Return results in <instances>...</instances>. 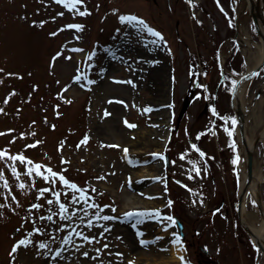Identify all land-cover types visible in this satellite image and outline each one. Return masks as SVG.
I'll return each instance as SVG.
<instances>
[{
    "label": "rangeland",
    "instance_id": "374dc122",
    "mask_svg": "<svg viewBox=\"0 0 264 264\" xmlns=\"http://www.w3.org/2000/svg\"><path fill=\"white\" fill-rule=\"evenodd\" d=\"M78 7H87L90 13L74 14L75 9L55 0H0V68L4 69L0 107L5 109L0 113V149L22 152L50 166L87 193L80 200L79 193L65 188L58 178L50 184L35 173L29 176L26 164L0 158L8 182L5 188L0 180V264H13L11 244L34 227L42 231L33 232V244L14 254L15 264H182L170 259L169 243L162 235L165 225L173 240L182 242L181 255L190 264H257L258 257L264 264V252L256 251L239 219V182L242 169L247 173V149L239 138L230 90L231 80L251 70L262 55L263 38L247 0H219V4L195 0L192 5L187 0H85ZM121 13L142 17L167 44L121 23ZM74 23L84 27L57 31ZM75 48L83 51H72ZM56 51L72 58L52 63ZM8 72L22 78L5 75ZM78 74L84 79L74 80ZM155 76L163 80L160 96L154 95ZM263 80L260 76L245 82L239 99L246 137L253 142V174H263L258 199L249 190L243 198L242 217L250 226L260 225L264 218ZM13 89L15 95L4 104ZM221 117L229 118L231 137L221 127L225 124ZM231 117L236 119L234 125ZM125 119L135 127L126 125ZM86 135L88 140L82 142ZM37 140L40 143L25 147ZM192 144L206 156L201 157ZM237 154L240 159L234 165ZM13 164L19 178L11 171ZM21 181L24 188L19 187ZM41 189L60 193V201L68 206L66 216L59 215L52 191L40 195ZM144 193L148 206L134 207L133 196ZM34 203L42 207L30 208ZM148 209H160L161 215L140 214ZM132 210L140 211L125 215ZM98 211L110 219H95ZM165 215L184 224V237L177 221L173 224ZM41 240L48 244L47 254L38 246Z\"/></svg>",
    "mask_w": 264,
    "mask_h": 264
},
{
    "label": "snow or ice",
    "instance_id": "6c2138e0",
    "mask_svg": "<svg viewBox=\"0 0 264 264\" xmlns=\"http://www.w3.org/2000/svg\"><path fill=\"white\" fill-rule=\"evenodd\" d=\"M55 2L57 4L63 5L67 9H70V10L75 9L74 14L88 15L90 13V10L87 7H83L82 9L78 7V5H83L85 3V0H55ZM187 2H188L189 5H192V4L195 3V0H187ZM217 3L219 4V0H217ZM221 10L223 11L222 6H221ZM37 11H39V9H37ZM112 11L116 12L117 10L113 9ZM58 15L63 16L64 12H60V13H58ZM193 15H195V14L193 13ZM52 19H55V17H52ZM118 19H119V21L121 23L129 24L130 26L135 28L138 32H146L148 34H151L152 36H154L156 38H159V41H163L164 44H167V41L163 39V34L160 31H158L156 28L151 27L147 23V21H145L142 17H140V16H138V15H136L134 13H121V14L118 15ZM32 23L33 24L39 23L40 25H43L45 23V21L41 20V21L37 22V21L33 20ZM83 27L84 26L82 24H78V23L65 24V25L62 26L61 29H57V31H61L63 28L78 29L79 30V29H82ZM56 34H57V32L49 33V35H51V36H55ZM79 38L80 37H78V36L76 37V39H79ZM159 41H154V42L158 43ZM72 51L82 52L83 49L75 48ZM169 51H170V49H169ZM94 55H95L94 51L90 52V53H88V58L91 59ZM61 57L66 58V59H71L72 58L71 55L64 56L63 51H56L54 56L51 58L52 63H55L57 58H61ZM152 62L156 63V61H152ZM0 72H4V69L0 68ZM77 72H79V69H77ZM5 75H8V76L16 75L19 78H22V76H20V74H18V73L8 72V73H5ZM252 75L259 76L260 72L259 71L253 72ZM73 79L76 80V81H79L81 79H84V77L82 75L78 74V75H75L73 77ZM113 79H115V78H113ZM242 79H246V77H242ZM2 82L3 81L0 80V83H2ZM127 82L128 83H133L131 80H129ZM57 83H59V81H57ZM238 83H239L238 80L232 79L231 80V88H230V90L234 92L236 90V87H237ZM37 87H38V85H33L34 89L37 88ZM67 87L68 86L66 85L65 88H67ZM201 87H206V86L205 85H201ZM15 91L16 90L13 89L12 92L8 94V96L3 101L4 104H7L9 102V100L11 99V97L13 95H15ZM57 95L59 96L60 93H57ZM29 96H31V94H29ZM120 103H124V101H120ZM59 107H60L59 105H56V108H59ZM145 110H150V109H145ZM4 111H5V109L0 107V113H3ZM212 111L217 116H219V113L216 111L214 106L212 108ZM109 114L110 113L105 111V115H109ZM56 115L59 116L60 113L57 112ZM46 119L47 118H45V120ZM221 119L225 121V124L221 125V127H223L225 132H227V134L231 137L232 134H233V129L227 126V121H228L229 118L228 117H221ZM33 123H35V121H33ZM124 123L126 125H128L129 127H135L134 124H131L126 119H125ZM231 123L233 125L236 123L235 117H231ZM52 127L55 128L56 125L53 124ZM7 131H12V129H8ZM2 134L3 133H0V135H2ZM20 135L24 136L25 133H20ZM88 138L89 137L86 135L83 138L82 142H86L88 140ZM15 139H16V137H13V140H15ZM38 143H40V141L37 140V141L34 142L33 145H25V147L35 146V144H38ZM232 144H233V147H235V141L234 140L232 141ZM113 146L114 147H120L119 145H113ZM77 147H79V145H77ZM59 148L62 149L63 148V144L59 145ZM191 148L194 149L196 152H198L201 157L206 156V153L202 149H200L198 147V145L192 144ZM124 151H125V153L128 151L126 147L124 148ZM153 155L154 156H161L162 153H154ZM184 155H185L184 153H181V157L182 158L184 157ZM4 157H9L10 160L13 161V162L19 161L22 164H26L27 165V174L29 176H32L33 173H35V175H37L39 177H42L45 181H48L50 184L53 183L58 178L59 181L65 186V188H71L74 193L78 192L79 193V199L80 200H85L86 195H87L85 189L79 187L75 182H73L70 179L66 178V176L63 175L61 172L54 171L50 166L43 165L42 163H39V162H34L29 157L25 156L22 152L21 153H16V154H11L10 152H8L5 149H0V158H4ZM239 159H240V157L237 154L233 158L232 163L234 165L237 164ZM62 162H63V158H62ZM192 163L194 165H196V161H192ZM11 171H12L13 175H15L17 178L20 177V172L17 170V167L14 164L11 166ZM194 171L199 173L201 171V169H200V167L198 165H196V167L194 168ZM156 179H160V178L156 177ZM0 180L4 181V187L8 188V182L5 179V176L3 174V170H0ZM19 187L20 188H24L25 187V184L23 183V181L20 182ZM184 187L187 188L188 185H184ZM46 191H52V195L55 197V202L59 205V209H60L59 215L62 216V217L66 216L67 215L68 206L65 203H62L60 201V193L56 192L54 190H51V189H41L40 190V195H43L44 192H46ZM165 191H167V188H165ZM71 198H72L73 201L77 200V196L76 195H72ZM13 199H15V197H13ZM52 202H53L52 200H48L49 204H51ZM200 202L203 203L202 200ZM256 203H257L256 200L252 201L253 205H255ZM168 204L171 205L172 201L169 200ZM41 207H42V205H40L38 203H34V204L30 205V208H32V209H37V208H41ZM91 207L99 209L100 205L92 204ZM49 211H51V209H49ZM138 211H140V210H132V211H129L128 213H126L125 215L131 216V215L134 214V212H138ZM149 212L156 213L158 216L161 215L160 209L143 210L142 212H140V214L146 215ZM94 218L97 219V220H100V219L108 220V219H110L108 216H101L99 211L94 214ZM41 219H43V217H41ZM47 219L51 220L52 217L48 216ZM165 219L168 220V221H171V223H173V224L176 222L174 217H172V216L165 215ZM86 222L89 225L92 224V220H88ZM165 227H167V225H165ZM17 231H19V229H17ZM41 231H42L41 228L34 227V228H32V230L30 232H28L27 235L16 239L11 244L9 256H10L13 264H15V259H16V256L14 254H16L18 252V250L21 249V247L27 248L29 245H32L33 244V240L30 238L32 236V233L33 232L40 233ZM77 234L78 235H83V233H77ZM13 235H15V233H13ZM101 235H103V233H101ZM84 239L85 240H89V239L95 240V237L85 236ZM65 242H68V241H65ZM175 242L176 243H182L181 241H179V239H177ZM141 243H145V241L141 240ZM38 246H39L40 249L46 250L45 254H47L48 244L46 242L41 240V241L38 242ZM253 246H254V248L256 249V251L258 253L261 252L260 245H258V244H256L254 242ZM104 247L106 248V247H108V245L105 244ZM96 251L99 253L100 250L97 249ZM37 255L39 256V255H41V253L38 251ZM56 255L59 256V251L56 252ZM83 255L84 256H88L89 254H88V252L85 251V252H83ZM117 255H122V254L118 253ZM179 258L182 261V264H190V261H188L183 255H181ZM129 264H133V262L130 261ZM257 264H260L259 257L257 258Z\"/></svg>",
    "mask_w": 264,
    "mask_h": 264
},
{
    "label": "bare ground",
    "instance_id": "6f19581e",
    "mask_svg": "<svg viewBox=\"0 0 264 264\" xmlns=\"http://www.w3.org/2000/svg\"><path fill=\"white\" fill-rule=\"evenodd\" d=\"M247 3H248L249 6L252 5V4L253 5L255 4L257 14H258V16L260 18V23L263 24V20H264V0H260L259 3H258V0H257V2H256V0H247ZM261 53H262V55H261L260 59L262 58L263 53H264L263 46L261 47ZM158 70H159V73L162 74V72L164 71V66L161 65V64L158 65ZM241 86L243 87L244 84H242ZM153 87H154V95L155 96H160L161 92L163 90V80L160 77L155 76L154 86ZM242 87H240L238 89V91L236 92V94L234 95V104H235V106H238L239 103H240V100H239L240 99V90L242 89ZM239 138L241 139V141H243V138H242L241 134H239ZM245 138L248 140V144L251 145L252 141H250L249 138L246 137V136H245ZM164 139H166V137H164ZM262 177H263L262 173H254L252 181L247 186V190L251 191L253 193L254 198H256V199H258V195H259V187L258 186H259L260 182L262 181ZM245 180H246V172H245L244 169H242V174L240 176V182H239L240 189L245 185ZM144 195H146V194L144 193V194H141V195L139 194V195L133 196V198L135 200H137L138 202H142V204H144V205H142V204L138 205L137 201H135L134 204H133L134 207H139V208L143 209V208L148 206L149 201L145 200ZM159 205H161V202H158V206ZM243 212H244V205H243V208H242V211H241V216L244 215ZM250 228H251V230L254 233V236H253L254 240L264 244V218L261 221L260 225H253L252 224L250 226ZM162 235L165 237V240L169 243L168 245H169V250H170V259L173 260V261L179 262L180 261L179 257L181 256L180 243H176L175 242L176 240H173L171 230H169L167 227L163 228Z\"/></svg>",
    "mask_w": 264,
    "mask_h": 264
},
{
    "label": "water",
    "instance_id": "95a60500",
    "mask_svg": "<svg viewBox=\"0 0 264 264\" xmlns=\"http://www.w3.org/2000/svg\"><path fill=\"white\" fill-rule=\"evenodd\" d=\"M258 2H260V0H258ZM251 12H252V15H253V18L255 20V23H256V26L257 28L259 29L260 31V25H259V22H258V14H256V10H255V6L252 4V7H251ZM263 24H264V20H263ZM261 35L264 39V33L261 32ZM264 65V57L263 59L257 64V66L254 68V70L249 73L248 75L244 76L247 78H249L253 72H256L257 70H259L262 66ZM245 80V79H239V83L236 87V90L238 88V86L241 84V82ZM235 90V91H236ZM234 91V92H235ZM237 116H238V121H239V126H240V131L242 134H244V115H243V111L241 108H239L237 110ZM252 177H253V151L248 147L247 148V178H246V186L242 188V191H241V195L239 196V200H238V204H239V207L241 206L242 204V198H243V195L244 193L246 192V189H247V185L250 183V181L252 180ZM245 228H246V231L252 235H254L253 231L248 228L245 224H244ZM258 244L260 245V247L263 249L264 251V246L262 245L261 242H258Z\"/></svg>",
    "mask_w": 264,
    "mask_h": 264
},
{
    "label": "flooded vegetation",
    "instance_id": "af4514ba",
    "mask_svg": "<svg viewBox=\"0 0 264 264\" xmlns=\"http://www.w3.org/2000/svg\"><path fill=\"white\" fill-rule=\"evenodd\" d=\"M204 261H205V260H204ZM205 262H206V261H205ZM205 262H201V261H200L201 264H205Z\"/></svg>",
    "mask_w": 264,
    "mask_h": 264
}]
</instances>
